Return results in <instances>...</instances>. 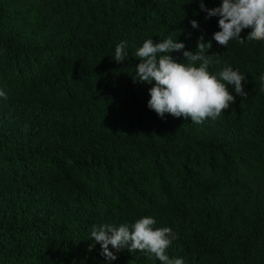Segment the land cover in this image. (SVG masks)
Instances as JSON below:
<instances>
[{"label":"trees","instance_id":"1","mask_svg":"<svg viewBox=\"0 0 264 264\" xmlns=\"http://www.w3.org/2000/svg\"><path fill=\"white\" fill-rule=\"evenodd\" d=\"M218 30L198 0H0V264H104L91 227L142 216L177 234L184 264H264V42L212 41L209 70L247 80L214 122L158 117L132 79L144 40L195 52Z\"/></svg>","mask_w":264,"mask_h":264},{"label":"clouds","instance_id":"2","mask_svg":"<svg viewBox=\"0 0 264 264\" xmlns=\"http://www.w3.org/2000/svg\"><path fill=\"white\" fill-rule=\"evenodd\" d=\"M191 2V0H189ZM198 7L205 19L217 18L218 31L205 41L203 35L197 39L195 52L186 50L182 41L166 37L153 42L151 38L143 41L135 50L139 63L134 67V82L151 85L148 88L147 108L160 118L169 114L174 118L190 119L193 124L216 121L237 97L247 96L244 86L245 76L231 65H224L218 71H210L216 54L206 53L214 40L219 46L227 48L230 41L249 43L264 42V0H220L218 6L208 8L204 0H198ZM192 29H199V23L189 21ZM247 35L241 37V32ZM127 44L121 41L115 46L112 60L124 61L129 55ZM172 53H180L178 61ZM264 79V75L261 77ZM4 89L0 88V100H7ZM156 220L142 216L132 223L119 225H93L89 232V250L96 244L104 264H113L116 253L127 249L129 253L138 250L149 259L155 258L159 264H184L181 257H170L168 249L178 236L170 227H155Z\"/></svg>","mask_w":264,"mask_h":264}]
</instances>
